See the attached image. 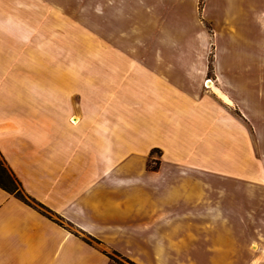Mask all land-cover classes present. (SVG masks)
<instances>
[{"label":"crops","instance_id":"0c3cea01","mask_svg":"<svg viewBox=\"0 0 264 264\" xmlns=\"http://www.w3.org/2000/svg\"><path fill=\"white\" fill-rule=\"evenodd\" d=\"M198 1L119 21V32L130 22L146 33L110 43L126 53L111 89L105 73L85 72L91 57L64 55L79 0H0V154L27 198L0 187V264H186L202 240L214 264H264L255 237L240 263L222 210L186 215L214 202L193 177L264 183V0H205L202 11ZM163 134L186 144L176 162Z\"/></svg>","mask_w":264,"mask_h":264},{"label":"rangeland","instance_id":"374dc122","mask_svg":"<svg viewBox=\"0 0 264 264\" xmlns=\"http://www.w3.org/2000/svg\"><path fill=\"white\" fill-rule=\"evenodd\" d=\"M174 1L176 0H79V31L73 32L74 37L76 33L78 34V37L71 42V40H68L69 38L64 32V35L67 37L66 38L64 36L63 40L64 55L73 54L78 55L79 57H91L90 71L86 70L85 72L87 73L94 71L96 74L100 73L101 75H104L105 73L106 81L108 84L111 83V89H113L119 77L116 75V72H119L118 69L120 70L122 67L121 63L123 64L124 62V60H120L119 57L120 55H124L126 53L123 48L118 49L111 44H115V42H118L120 39H124L123 43L128 45L126 39L134 40L135 31H137L139 34L144 32L146 33V30L144 29L138 28L137 30V26H134V24L131 25L130 22H127L124 27H121V29H123L121 32H119V21L122 19L124 21L126 19H136L135 17L128 16L129 14H133L136 9H139L140 6H144V8H150L153 6L162 9L164 12L166 11V7H168V2L170 5H172ZM214 1L215 0H210L208 4L209 8H213V4H215ZM73 2L75 3V1ZM195 2L196 0H184L183 4L184 6L186 5V8L193 9ZM204 6L205 0H199L197 7L200 9V11H202ZM108 10L110 14L106 13ZM136 17L137 19H142L143 13ZM200 18L202 19L201 16ZM208 18L207 21L205 18L206 22L204 25H206L207 39L212 42V22L210 20L208 21ZM104 20L111 21L112 26H109L110 30L104 26ZM91 21H93V23H91ZM126 26L128 29H126ZM114 29L115 31H113ZM147 31H149V29H147ZM194 32L195 30H192L190 34L186 33L190 40H198L196 33ZM142 49L143 51L145 50L144 47H142ZM120 50L124 51V53L120 52ZM125 50H127V54L135 55L137 49L130 47ZM209 50V55L213 57L212 45ZM104 57L107 59L105 60ZM92 58L95 59V62ZM103 61L104 63H102ZM103 80L104 79L101 76L100 79L94 81V85H96V87H98L101 91L105 90L102 89L104 87V84H102ZM82 84L83 82L80 81L78 86L84 87L85 85ZM127 118L130 120L134 119V110L133 112L129 111ZM159 136V139H162V135ZM163 138L166 139L165 146L168 148V154H170L171 158L174 156L175 162L177 159L181 158L184 153H186V144H184L181 139L179 141L177 140L178 142H174L172 141L171 137L164 134ZM168 138H170V140ZM158 156V150H152L151 155L147 160L148 168H156L158 166ZM174 159H171L170 161ZM213 163L215 162H211L208 166L214 168V165H212ZM222 163L226 164V168L229 169V172H231L230 174H232L234 169H236L235 161L232 169V165H228L230 164V160L227 158L226 160L224 159ZM202 166L204 168L203 163ZM254 167L256 168V165H254ZM133 176L137 175L133 173ZM193 178H196L198 184L205 188V200H211L214 202L205 206H201V208H195L194 206L196 204L186 206V215H192L191 212L198 211L197 213L201 212V215L204 214L206 217H211L214 215L215 211L219 214V212L222 210L223 215L226 217L228 216L229 218L228 224L231 230L237 235L235 247H237V250H239L238 257L240 263H243L242 255L248 248V243L250 242L251 238L255 237L254 241L259 242L261 247H264V183L254 182V184H252L245 176H241L238 180L240 183L239 184L237 183V180L234 179L233 175L218 176L210 173L202 174ZM143 179L145 181L146 179L150 178H148V176H143ZM158 179L159 182L165 181V177L164 179L163 177H159ZM168 180V183H172V180L173 182L176 180L173 184L178 183V180L175 177H169ZM237 186L240 187L239 191L236 190ZM16 187V192L20 196L26 198L23 195L20 185L16 184ZM220 187H223L222 191L220 190ZM220 202H223V204ZM211 223L213 224V221H211ZM209 227L210 225L208 226V230H210ZM200 242L203 244V249L195 251L191 254L186 252V264H214V254L212 253L211 248H209L207 245L210 242L207 240H202ZM244 254H246V252ZM111 257L115 261L128 264L126 263L125 259L120 256L112 255Z\"/></svg>","mask_w":264,"mask_h":264},{"label":"trees","instance_id":"16d2710c","mask_svg":"<svg viewBox=\"0 0 264 264\" xmlns=\"http://www.w3.org/2000/svg\"><path fill=\"white\" fill-rule=\"evenodd\" d=\"M16 184L20 185L17 178L7 167L0 154V187L7 190L8 192L15 193L17 190ZM128 262L130 264H134L131 261Z\"/></svg>","mask_w":264,"mask_h":264},{"label":"bare ground","instance_id":"6f19581e","mask_svg":"<svg viewBox=\"0 0 264 264\" xmlns=\"http://www.w3.org/2000/svg\"><path fill=\"white\" fill-rule=\"evenodd\" d=\"M209 82H210V80H209V81H208V83H207V84H208V86H210Z\"/></svg>","mask_w":264,"mask_h":264},{"label":"built area","instance_id":"2783aa9c","mask_svg":"<svg viewBox=\"0 0 264 264\" xmlns=\"http://www.w3.org/2000/svg\"><path fill=\"white\" fill-rule=\"evenodd\" d=\"M208 81H209V80H207V82H206V83H208Z\"/></svg>","mask_w":264,"mask_h":264}]
</instances>
